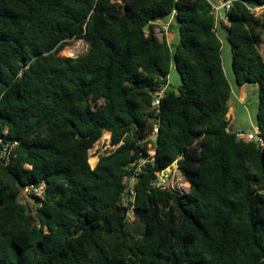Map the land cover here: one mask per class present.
Returning a JSON list of instances; mask_svg holds the SVG:
<instances>
[{
  "label": "trees",
  "instance_id": "obj_1",
  "mask_svg": "<svg viewBox=\"0 0 264 264\" xmlns=\"http://www.w3.org/2000/svg\"><path fill=\"white\" fill-rule=\"evenodd\" d=\"M263 4L235 0L224 25L264 141V13L249 9ZM174 10L169 44L150 22ZM217 28L206 0H0V133L18 142L0 162V264H264V145L229 129ZM74 40L87 52L60 55ZM104 133L117 147L92 168ZM150 143L129 221L125 178ZM176 159L187 192L155 184ZM42 182L32 213L20 192Z\"/></svg>",
  "mask_w": 264,
  "mask_h": 264
},
{
  "label": "built area",
  "instance_id": "obj_2",
  "mask_svg": "<svg viewBox=\"0 0 264 264\" xmlns=\"http://www.w3.org/2000/svg\"><path fill=\"white\" fill-rule=\"evenodd\" d=\"M206 1L209 3L211 7V12L215 17L216 26L219 24H222V25L227 24L229 21L228 12L230 11L235 0H206ZM119 2H121V0H119ZM249 9L256 17H261L262 14L264 13V4L259 5V6L257 5V6L249 7ZM175 16H176V10H174L171 13V15L168 17V19L166 20L150 22L151 24L156 25V27L154 28V35L157 38L163 39L164 37H166V40H167L168 33H169V26L175 20ZM159 26L161 28H159ZM146 33L147 34L149 33L148 28L146 29ZM167 89H168V84L161 85L159 87H156V91L153 93L154 99L152 102V108L156 110V113H159L161 100L162 98H164ZM157 121L158 119H156V122ZM158 129H159L158 124H155L154 130L152 131L149 137L153 138L154 136H156L158 134ZM233 132L236 138L247 140V141H255V137L259 133L258 128H256L255 131L243 132L242 130H235ZM6 134H7V130H5L2 134L0 133V162L4 164H7L11 160L12 156L14 155V149L18 145L17 141H14V142H11L9 140L5 141ZM104 140L106 141L105 149L109 148L110 151L116 149L117 146H113L111 144V133H110V136L105 137ZM259 144L264 145V141L262 140V138L259 140ZM149 146H150L149 156L141 157L138 161L132 163L130 168L133 170V174L131 177L125 178V183L127 184V188L121 195V201L123 205L129 208L128 215H127L129 221L135 220V215H134V207H135L134 186H135V183L140 173L143 172L144 168L146 167V162L148 160L154 161V155H155L154 146L152 143H150ZM110 151H108L107 153H104V152L98 151V146H96L95 148L93 147L92 149L89 150V162L92 158H95L97 160L96 162L97 164L100 156L108 154L110 153ZM94 167L95 166H92V168ZM155 184L156 186L162 189H172L180 193L188 191L187 189L188 183L184 180L183 176L178 171L177 167H174L171 170H166V169L163 170L160 174H158V180L155 182ZM46 187L47 185L45 182H42L38 185H35V184L25 185L21 189V192H20L21 202H27L26 200L30 198L44 199Z\"/></svg>",
  "mask_w": 264,
  "mask_h": 264
},
{
  "label": "rangeland",
  "instance_id": "obj_3",
  "mask_svg": "<svg viewBox=\"0 0 264 264\" xmlns=\"http://www.w3.org/2000/svg\"><path fill=\"white\" fill-rule=\"evenodd\" d=\"M172 25L173 26L175 25V20L173 21ZM172 25L169 29L170 34L168 35V39L169 42L175 44L177 41V35L175 33V27L171 31ZM159 28L161 27L159 26ZM217 29L222 45L221 51H222V61H223L225 75L228 81L231 83L233 89V94L229 100V106H230L228 113V117L230 119L229 129L231 131L242 130L243 132H247L248 130L255 131V129L258 128L257 126L258 90L253 91L249 89L247 100L245 102L240 101L239 98H237L240 92V86L236 84L234 77V72L232 68V52H231L230 43L227 39V31L223 25L222 26L218 25ZM171 33H175L176 35L175 40L174 41L172 40L173 42L171 41V37H172ZM67 47L61 51L60 55L76 57L78 55L87 52L88 50V46L83 40H74ZM262 52L264 54V45L262 47ZM180 83H181V79L179 73L177 72L176 68L173 66L171 67L170 73L168 75V85L173 87L175 90H178ZM105 133L103 134L102 138L95 144L94 148L98 146V151L107 153L108 151H110V149L109 148L105 149L106 146V141L104 140L106 137ZM91 160L93 166H95L97 160L95 158H92ZM187 187L189 188V184ZM26 201L32 213H34L35 207L38 204V199L30 198L27 199Z\"/></svg>",
  "mask_w": 264,
  "mask_h": 264
},
{
  "label": "crops",
  "instance_id": "obj_4",
  "mask_svg": "<svg viewBox=\"0 0 264 264\" xmlns=\"http://www.w3.org/2000/svg\"><path fill=\"white\" fill-rule=\"evenodd\" d=\"M224 27L226 28L225 25H224ZM169 34H170V33H168V35H169ZM171 35H172V37H171V41H172V40L174 41L176 35H175V33H171ZM167 40H168V43H169V44H172L171 42H169V39H168V38H167ZM173 41H172V42H173ZM223 69H224V67H223ZM224 72H225V71H224ZM229 83H230V82H229ZM230 85H231V83H230ZM231 88H232V86H231ZM249 89L255 91V90L258 89V87H257V85H254V84H245V85H243V86H240V92H239V95H238L237 98H239L240 101L245 102V101L247 100V95H248V93H249ZM232 94H233V89H232Z\"/></svg>",
  "mask_w": 264,
  "mask_h": 264
},
{
  "label": "water",
  "instance_id": "obj_5",
  "mask_svg": "<svg viewBox=\"0 0 264 264\" xmlns=\"http://www.w3.org/2000/svg\"><path fill=\"white\" fill-rule=\"evenodd\" d=\"M174 88L173 87H171V86H169L168 87V90H170V91H172ZM248 131H251V130H248ZM258 131H259V128H258ZM261 139V136H260V134L258 133L257 135H256V137H255V143L257 144V146L258 147H260V144H259V140ZM178 164H179V160H175L170 166H168L167 168H166V170H171L172 168H174V167H178Z\"/></svg>",
  "mask_w": 264,
  "mask_h": 264
},
{
  "label": "bare ground",
  "instance_id": "obj_6",
  "mask_svg": "<svg viewBox=\"0 0 264 264\" xmlns=\"http://www.w3.org/2000/svg\"><path fill=\"white\" fill-rule=\"evenodd\" d=\"M67 48H68V47H67ZM70 48H71V47H70ZM68 49H69V48H68ZM71 49H72V48H71ZM108 134H109V133H108ZM105 136L108 137L107 134H105ZM91 162H92V160H91ZM92 165H93V164H92Z\"/></svg>",
  "mask_w": 264,
  "mask_h": 264
},
{
  "label": "clouds",
  "instance_id": "obj_7",
  "mask_svg": "<svg viewBox=\"0 0 264 264\" xmlns=\"http://www.w3.org/2000/svg\"><path fill=\"white\" fill-rule=\"evenodd\" d=\"M89 163H90V162H89ZM96 165H97V164H96ZM96 165H95V166H96ZM90 166H91V165H90Z\"/></svg>",
  "mask_w": 264,
  "mask_h": 264
}]
</instances>
